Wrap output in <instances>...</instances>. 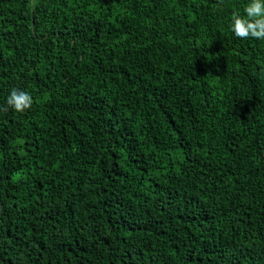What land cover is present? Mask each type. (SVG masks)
Segmentation results:
<instances>
[{
  "label": "trees",
  "instance_id": "obj_1",
  "mask_svg": "<svg viewBox=\"0 0 264 264\" xmlns=\"http://www.w3.org/2000/svg\"><path fill=\"white\" fill-rule=\"evenodd\" d=\"M247 2L0 0V264H264Z\"/></svg>",
  "mask_w": 264,
  "mask_h": 264
},
{
  "label": "clouds",
  "instance_id": "obj_2",
  "mask_svg": "<svg viewBox=\"0 0 264 264\" xmlns=\"http://www.w3.org/2000/svg\"><path fill=\"white\" fill-rule=\"evenodd\" d=\"M222 4L223 0H219ZM231 32L240 39L264 40V0H248L243 8V14L233 13L231 17ZM33 98L28 92L12 89L6 100L3 111L8 108L17 113L30 109Z\"/></svg>",
  "mask_w": 264,
  "mask_h": 264
}]
</instances>
